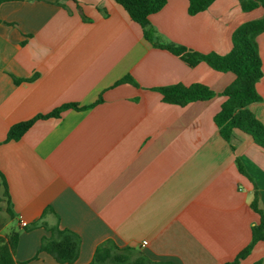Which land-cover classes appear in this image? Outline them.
<instances>
[{
  "label": "crops",
  "instance_id": "crops-1",
  "mask_svg": "<svg viewBox=\"0 0 264 264\" xmlns=\"http://www.w3.org/2000/svg\"><path fill=\"white\" fill-rule=\"evenodd\" d=\"M263 15L240 0L194 15L189 0H167L150 27L165 43L227 54L235 30ZM0 20V171L14 212H0V235L19 233L13 264H62L40 251L51 235L43 223L80 236L73 264L90 263L107 239L175 264H223L252 242L264 148L239 129L221 135L225 96L181 106L158 91L202 83L221 93L235 73L156 46L116 0H5ZM258 42L262 100L250 107L264 123V32ZM68 104L78 107L8 140L13 125ZM239 264H264V240Z\"/></svg>",
  "mask_w": 264,
  "mask_h": 264
},
{
  "label": "trees",
  "instance_id": "trees-1",
  "mask_svg": "<svg viewBox=\"0 0 264 264\" xmlns=\"http://www.w3.org/2000/svg\"><path fill=\"white\" fill-rule=\"evenodd\" d=\"M5 0H0V3ZM128 12L130 17L143 27L144 36L156 46L168 49L181 56L191 66L200 62H206L213 69L222 72H233L236 79L221 93H217L209 86L202 83H194L186 86L182 83L160 87L163 100L168 103L185 106L199 100H210L217 95H223L226 100L222 104L221 111L215 116V121L220 128L221 135L228 141L231 140L234 130L239 129L251 136L255 142L264 148V123L251 109V104L262 100L257 85L263 77V60L260 54L258 38L264 32V15L241 24L234 32L233 47L227 54L216 52L200 53L183 45L163 42L155 30L150 27V16L160 11L167 0H116ZM215 0H189V13L194 15L207 10ZM243 9L252 10L258 6L264 9V0H240ZM1 21V20H0ZM132 81L131 77L122 80ZM69 107H78L76 104H68L46 115L19 122L13 125L8 134V140H18L40 118L58 116L62 110ZM242 173L247 170L241 159L237 158ZM0 212L6 209L11 217L14 212L10 206L9 187L5 176L0 171ZM5 198L8 206H3ZM259 195L256 193L253 207L260 212L261 221L253 227L252 242L244 248L233 261L223 264H239L253 250L259 240H264V210L258 207ZM51 210L47 208L48 212ZM43 225L51 232L42 240L40 251H46L53 255L62 264H73L79 257L81 248L80 236L69 230L62 229L59 223ZM19 233L13 231L9 236L0 235V264H13L14 254L18 245ZM88 264H175L173 262H161L150 259L145 253L136 247L121 248L113 239H107L100 244L92 261Z\"/></svg>",
  "mask_w": 264,
  "mask_h": 264
},
{
  "label": "built area",
  "instance_id": "built-area-1",
  "mask_svg": "<svg viewBox=\"0 0 264 264\" xmlns=\"http://www.w3.org/2000/svg\"><path fill=\"white\" fill-rule=\"evenodd\" d=\"M21 225L25 227V226L28 225V223H27L25 220L21 219ZM147 244H148V241H144V242H143V245H144V246L147 245Z\"/></svg>",
  "mask_w": 264,
  "mask_h": 264
}]
</instances>
